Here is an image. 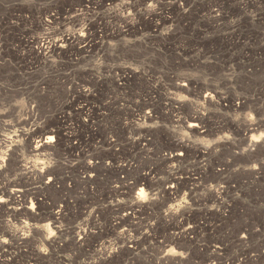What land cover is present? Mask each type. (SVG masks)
<instances>
[{"label":"rangeland","instance_id":"rangeland-1","mask_svg":"<svg viewBox=\"0 0 264 264\" xmlns=\"http://www.w3.org/2000/svg\"><path fill=\"white\" fill-rule=\"evenodd\" d=\"M201 1L187 0L189 11L179 14L175 7L178 0L171 3L163 0L162 6L165 7L159 10L158 16L162 14L172 20L165 22V28L155 30L152 27L159 17L150 18L142 13V16H135V21L127 22L138 23L137 31L121 39L110 36L115 29L124 26L120 11H116V3L110 5L106 0H0V164L3 165L0 168V197L7 200L13 189H21L27 194L21 206L27 210L26 214L19 217L10 213L11 207L0 204V231L24 234L22 226L17 223L22 221L47 228L60 245L59 248L50 247L40 240L38 234L37 248L44 249L45 255H37L33 248L19 251L13 245L6 248V252L0 249V264H229L234 258L243 264H264V172L258 179L250 167L252 161H256L259 167V161L264 159V148L233 160L228 156L233 150L245 149V143L238 144L239 140L242 141L241 136L230 126L233 121L243 124L247 117L253 123H264V12L259 13L255 22L251 17L242 16L232 24V19L242 15L240 6L244 3L240 0ZM246 3L252 8L258 3L264 6V0H246ZM213 4L228 12L227 22L213 23L209 12ZM53 17L56 21L50 25L48 21ZM68 20L85 26L86 35L81 37L85 43L60 49L49 55V60V57L44 59L37 41L51 28L65 27L58 34L59 38L80 33L71 25H64ZM170 30L172 33L168 35ZM165 34L168 36H162ZM135 72L141 76L130 81V86L126 84L122 91L124 77ZM177 76L199 81L203 88L214 86L219 95L215 104L222 99L219 101L221 106L217 104L216 107L213 103L209 105L211 107L205 106L208 116L200 120L207 127L204 137L197 133L188 134L184 127L175 125L173 115L165 108L166 92L158 84L161 82L162 87H170L169 92L176 94L173 85ZM85 89L95 92L87 102L83 97ZM188 98L190 101L182 107L181 118H190L193 109L189 104L198 103V94L192 93ZM234 98L246 105L236 108L238 101L233 103ZM142 112H149L153 119L146 124L136 123ZM102 115L105 120L103 118L98 127H93ZM9 120L11 123H6ZM134 123L139 127L131 128ZM38 130L55 133L54 140L60 145L57 153L39 154L33 149L34 141L22 137V134ZM13 131L15 135H12ZM167 132H175L173 134L203 145L226 136L237 141V148H226L222 156H215L217 159L214 156L200 157L188 151L190 155L186 161L190 159L184 161L186 164H168L160 158L174 149L166 138ZM261 132H264V125L249 134L247 139L253 134L259 136ZM146 136L147 144L137 143L140 137ZM108 138L114 143L111 144ZM10 153L12 155L7 157ZM89 156L94 158L89 159ZM94 159L98 162L96 167L99 166L94 168V175L88 180L83 175V168ZM225 159L230 163L228 167L236 164L233 166L236 171L222 166L227 171L230 169L229 173L226 171L217 178L208 166L217 170L216 165H224L222 161ZM18 161L44 164L50 173H56V186L49 188L40 182L21 179ZM148 170L152 172L151 176L148 180H141ZM170 175L178 179L182 193L192 191V199L187 197L184 200L187 213L183 219L166 218L168 207L178 203L163 195L148 217L139 212L132 217L128 214L130 210L122 211L129 204V195L142 187L159 190ZM221 181L230 185L231 191L214 200L205 188ZM135 183L140 185L135 187ZM125 185L131 186L130 192L115 194V190L123 192ZM117 204L123 209L114 207ZM225 207L227 209H223ZM58 211L62 216H58L53 227L52 213ZM225 211L226 220L220 213ZM124 215L131 219L123 221L121 230L135 227L132 228L134 232L129 233L140 239V249L123 248L117 253L122 240L115 238L110 225ZM147 224L154 228L150 240L143 238ZM5 225L9 229L4 228ZM189 227L192 232L188 239L182 230ZM56 228L60 229V234H56ZM245 230L252 236L244 251L242 245L234 244L229 236ZM77 233L82 238L84 235L81 243L74 241L78 238ZM173 239L185 248L192 247L189 260L173 262V253L163 256L161 250L164 247L170 249L173 245H167ZM150 242L156 243L157 249L149 251ZM223 245H228L225 252L221 250ZM113 248L116 251L109 256ZM101 253L107 259H101ZM8 256L12 259H5ZM161 258L165 262L159 261Z\"/></svg>","mask_w":264,"mask_h":264},{"label":"bare ground","instance_id":"bare-ground-1","mask_svg":"<svg viewBox=\"0 0 264 264\" xmlns=\"http://www.w3.org/2000/svg\"><path fill=\"white\" fill-rule=\"evenodd\" d=\"M108 1L109 3H111L110 5H113L116 3L115 7H116V11H120L121 13V22H123L124 26L122 27L123 29H126V32L125 31H122V28H117L115 29L111 34L110 36L111 37H115V38H121V37H127L129 35H131L132 33H135L137 31V24H135L134 22H132V24H127L128 21L130 20H133V16H142V13L147 16V17H154V16H157L155 13H152L151 9H148L147 11H145V0H106ZM165 1V0H164ZM201 1V0H200ZM205 1V0H204ZM211 1V0H210ZM209 1V2H210ZM203 2V1H201ZM217 2V1H216ZM219 2V1H218ZM255 2V1H254ZM180 3H181V0H178V6H175L177 7V11L182 14H185L183 12V8H186V4H188L187 0H183V8L180 6ZM196 3V2H195ZM212 4V3H210ZM220 4V2H219ZM163 3H161L160 5H158V10H161V8L165 7V6H162ZM175 5V4H174ZM240 5V4H239ZM195 6V5H194ZM209 7V6H207ZM240 7H244V5H241ZM140 9V12H137L136 9ZM128 9H131L132 10V13H133V16H129L127 14V10ZM225 9V8H224ZM227 9V8H226ZM215 10V11H214ZM162 11V10H161ZM177 12V14H178ZM209 12L211 14V17H212V20L214 21L213 23H219L221 21H224V22H227V19H228V12L225 11V10H222L220 8L219 5H215L213 4V6L211 8H209ZM216 12H220V15L217 16L216 15ZM233 14V13H232ZM176 16V15H175ZM180 16V15H179ZM231 16V14H230ZM159 19L157 21H159V23H154L153 24V27L155 30H160V29H163L162 27L165 28V22H169V20H171L169 17L167 16H164V15H160L158 16ZM184 18V15L182 16ZM56 18V17H55ZM176 18V17H175ZM138 19V18H137ZM140 19V18H139ZM173 19V18H172ZM50 20V19H49ZM177 20V18H176ZM181 20V19H180ZM56 21L53 17V19H51V21L48 23L51 25L53 24L52 22ZM172 21V20H171ZM175 21V20H174ZM182 22V21H180ZM178 21V23H180ZM177 23V24H178ZM176 24V23H175ZM64 25H71L74 29H77L78 32L80 31H84L85 30V26L84 25H81L78 21H75V20H68ZM174 25V24H173ZM180 26V25H179ZM63 29H65V27L63 28H59V29H53L51 28L50 31H48L45 36L41 37L38 41H37V44L40 43V49L39 51L41 52V54L43 55V58L48 60L51 58V56L53 54H55L58 50L60 49H65L67 47H71L73 44H81V43H85V41L82 42V38L80 36V34L78 33H72V34H68L67 36L65 37H57L58 34L60 32L63 31ZM159 32V31H158ZM240 32V31H239ZM172 33V30H170L169 34ZM178 33V32H177ZM242 33V32H241ZM240 33V34H241ZM159 34V33H158ZM244 34V33H242ZM167 35V36H168ZM234 35V34H233ZM162 36H166L165 35H162ZM172 36V35H171ZM236 36V35H235ZM246 36V35H245ZM237 37V36H236ZM244 39V37H243ZM60 45H65L64 47H61ZM246 45V44H244ZM51 55V56H49ZM140 58V57H138ZM197 59V58H196ZM198 60V59H197ZM148 61V59H147ZM179 61V60H178ZM193 61V60H191ZM150 62V61H149ZM197 61L195 60V63ZM199 62V61H198ZM245 64V62H244ZM243 64V65H244ZM229 65V64H227ZM176 66V65H175ZM245 67H247V65L245 64L244 65ZM174 68V67H172ZM225 68V67H224ZM176 69V68H175ZM226 69H229V68H226ZM254 69V68H252ZM172 70V69H171ZM230 70V69H229ZM247 70V69H246ZM245 70V71H246ZM167 71V70H166ZM158 72V71H157ZM164 72V71H163ZM168 72H169V69H168ZM173 72V71H172ZM244 72V70H243ZM153 73V72H152ZM155 73V72H154ZM175 73V71H174ZM247 73V72H246ZM249 73V72H248ZM123 74H125V71L123 72ZM166 74V73H164ZM168 74V73H167ZM171 75H173L171 72H170ZM251 74V72H250ZM143 77H146L145 74H142ZM169 75V74H168ZM167 75V77H168ZM139 76L141 75H138L135 73H130L129 75L125 76L123 81H124V86L123 87H120L122 89V91H124L125 89V86L126 84H129L131 83L130 81H132L133 79L135 78H138ZM148 76V75H147ZM174 76V75H173ZM178 77V76H177ZM169 79V78H168ZM172 79H174L172 77ZM165 80V78H164ZM238 80V78H237ZM236 80V81H237ZM171 80H169L168 82L170 83ZM222 81V80H221ZM224 81V80H223ZM234 81V80H233ZM226 82V81H225ZM235 82V81H234ZM236 83V82H235ZM240 83V82H239ZM187 85V87H184V85ZM221 84V83H220ZM232 84V82H231ZM234 84V83H233ZM245 84V83H244ZM159 88L163 91L166 92V98L164 99V101H166V104H165V108L167 109V111H169V113L171 115H173L174 117V124L178 125V126H182L184 127L185 129V132L188 133V134H195L197 133L199 136L202 135V137H204L203 135H205L206 133V128L205 126H203L202 123H200V120H203V119H206L207 116H208V112L207 110L205 109V106L207 107H211L209 105H211L212 103L214 104V106H221L222 103H219V101H222L219 100L218 103L215 104V101H217V97L219 98V95L217 94V92L215 91V87L212 86V85H209L207 86L206 88H203L201 85V82L199 83V81H196V80H192V79H189V78H176L174 80V90L176 92V94H171L168 90V88L170 87H167V89H165L164 87H162L163 85L161 84V82H159ZM167 85V84H166ZM172 85V83H171ZM169 85V86H171ZM225 85V84H223ZM238 85V84H237ZM240 85V84H239ZM130 86V84H129ZM222 86V85H221ZM227 86V85H226ZM241 86V85H240ZM242 90V89H240ZM95 92L89 90L87 92H83V97L85 98L86 102L88 99L91 98V96L94 95ZM192 93L194 94H198V103L197 104H189L191 106V108L193 109V112H191V117L190 118H181L180 115H182L183 112L182 108L186 103H188L190 100H189V96L192 95ZM205 93H207V95H205ZM181 97H186L187 99H181ZM227 97V96H226ZM236 97V96H235ZM239 98V97H238ZM235 99V98H234ZM231 100H232V97H231ZM245 100V99H244ZM229 101V99H228ZM235 101H238L237 105H236V108L240 109L239 107H244L243 106V102L240 100V99H235L233 101V103ZM231 102V101H230ZM245 103H247V101H245ZM212 104V105H213ZM218 104V105H217ZM231 106L234 108L233 104L230 103ZM229 104V105H230ZM240 105V106H239ZM186 106V105H185ZM227 106V105H225ZM38 107V106H37ZM229 108V107H228ZM232 108V109H233ZM165 109V110H166ZM237 109V110H238ZM231 110V109H230ZM242 110V109H241ZM227 111V110H225ZM228 112V111H227ZM239 112V110H238ZM31 112L29 111L28 113V117L31 119ZM185 116V115H183ZM190 116V115H189ZM153 115L152 114H149V112H142L139 116H138V119H136V123L137 121L141 122V124H146L147 121H150L153 119ZM101 118V119H99ZM99 118L97 120H99L97 123H93V127H98V125H100L102 122L100 120H102L104 118L105 120V117L104 115L102 116H99ZM176 119V120H175ZM136 123L130 125L131 128H135L136 126ZM138 125V124H137ZM189 125H196V127H189ZM242 125V126H241ZM264 125V123H253L251 120H248V118L246 117L244 119V122L243 124H240V123H237L236 121H233L232 124H230L231 128L235 129L234 132H237V134L239 136H241L242 138V141H240V143H238L239 145L242 146L241 142L245 143V149H247V151H245V149H235L236 147V140L232 141L230 140L228 137L224 136L222 137L221 139H218L217 141L213 142L212 144L211 143H207L209 145H203V144H196V143H193L191 141H189V139H187L186 137H184L183 135H180V134H173L175 132H167L166 134V138H168L170 141H171V144L172 146H174V149L171 150V151H168L169 153L167 154H163V155H160V158L162 161L168 163V164H175L177 163L178 165H183L186 161V158L188 157L189 152L188 151H192L193 154L195 155H198L200 157H206V156H209L210 158H212V156H214V158L216 157H220L222 156L221 154H223L225 152V149L226 148H232V152H230L231 154L228 155L233 159H235L236 157L242 155L243 154H252L253 152H258L259 151H262L261 149L264 148V140L261 141L260 144H256L254 141H252V144L255 146V151L252 150V148H249L248 145H249V141L251 138L247 139V137L249 136V134L253 133V132H256L260 129V127H262ZM93 127L91 128V131L93 130ZM100 127V126H99ZM136 127H139L136 126ZM98 130V129H97ZM134 130V129H133ZM94 132V131H93ZM196 134V135H197ZM90 135H92V133L90 132ZM48 136H52L55 138V133L53 131H46V130H42V131H34L33 133H27V134H22V137L25 139H28L29 141H34V146H33V149L38 152L39 154H46V153H51V154H55L57 153V151L60 150V145H59V142L57 143L56 140H54L53 142H46L47 141V137ZM235 136V135H234ZM92 137V136H91ZM93 139V138H92ZM147 136L146 137H140L138 140H137V143H146L148 142L147 140ZM237 139V138H236ZM239 139V138H238ZM74 140V138H73ZM94 140V139H93ZM150 140V139H149ZM108 141H110V138H108ZM238 141V142H239ZM113 142V141H110V143ZM150 142V141H149ZM6 143V142H5ZM37 143H39V147H37ZM69 143H71L69 141ZM114 143V142H113ZM72 144V143H71ZM97 145L98 143H94V145ZM107 144V143H106ZM112 144V143H111ZM147 144V143H146ZM74 145V144H73ZM81 145V144H79ZM85 145V144H84ZM93 145V146H94ZM104 145V144H103ZM140 145V144H139ZM150 145V144H149ZM72 147V145H71ZM70 147V148H71ZM69 148V149H70ZM94 148V147H93ZM97 148V147H96ZM112 148V147H111ZM237 148V147H236ZM240 148V147H239ZM72 149V148H71ZM74 151H76L75 149H78L76 146L73 147ZM98 149V148H97ZM96 149V150H97ZM103 149V148H102ZM81 150V149H80ZM90 150V149H89ZM115 150V149H114ZM77 152H79L77 150ZM81 152L83 153V151L81 150ZM92 152V150H91ZM87 153V152H86ZM85 153V154H86ZM89 153V152H88ZM182 153V155H181ZM94 154V153H93ZM12 154H8L6 155L7 157L11 156ZM97 155V154H96ZM100 155V154H99ZM194 155V156H195ZM245 155V156H246ZM193 156V157H194ZM216 156V157H215ZM250 156V155H249ZM6 157V158H7ZM99 157V156H98ZM190 157V156H189ZM197 157V156H196ZM230 157H228L230 159ZM84 158V156H83ZM88 158V157H87ZM93 159L92 157L89 156V159ZM97 158V157H96ZM243 158V157H242ZM241 158V159H242ZM245 158V157H244ZM86 159V158H85ZM87 159V160H89ZM190 159V158H189ZM188 159V161H189ZM193 158L191 157V160ZM202 159V158H201ZM199 159V160H201ZM208 159V158H207ZM217 159V158H216ZM215 159V160H216ZM237 159V158H236ZM240 159V158H239ZM8 159H6L4 162H7ZM159 160V161H161ZM198 160V158H197ZM211 160V159H210ZM214 160V159H213ZM219 160V159H218ZM94 162H91V163H87V165L83 168V175L86 176V179H90L92 178V175H94V168L96 167L97 163L96 162V159L93 160ZM186 161V162H188ZM195 161V160H194ZM236 161V160H235ZM233 161V164L234 162ZM212 162V161H210ZM224 165L220 164L219 165H216L218 167V169L216 170V168L212 167L211 165L208 166V169H210V171L215 174L217 176V178H219L218 176H221V174H225V172L227 170H225V168H227L230 163L228 161V159H225V161H222ZM84 163L85 160H84ZM236 163V162H235ZM186 164V163H185ZM218 164V162L216 163ZM229 164V165H228ZM188 165V164H187ZM228 165V166H227ZM236 165V164H234ZM233 165V166H234ZM259 167H257L256 169H252L254 175L257 176V178L259 176H261L263 173L261 172H264V165H261V164H258ZM18 168H19V172H21V179H27V180H31L32 182L31 183H42L43 186L45 187H52L54 188L58 182V179H57V176H56V173H50L48 168L44 166V164H41V163H38V162H32V163H24L23 161H18ZM99 166V165H98ZM97 166V167H98ZM167 166V165H166ZM173 166V165H172ZM171 166V167H172ZM224 166V167H222ZM228 167V168H234V167ZM246 166V165H245ZM80 167V166H79ZM96 167V168H97ZM176 167V166H175ZM2 168V167H0ZM95 168V169H96ZM170 168V167H169ZM168 168V169H169ZM151 169V168H150ZM119 170L122 172L123 170H125L124 168H119ZM152 170V169H151ZM207 170V169H206ZM230 170V169H229ZM228 170V171H229ZM242 170V169H241ZM2 171V170H1ZM82 171V170H80ZM145 171V170H144ZM227 171V172H228ZM240 171V170H239ZM250 171V170H249ZM55 172V171H54ZM126 172V170L124 171ZM245 172V171H244ZM248 172V171H247ZM93 173V174H92ZM120 173V172H119ZM229 173V172H228ZM237 173V172H235ZM240 173V172H239ZM252 173V172H251ZM252 173V174H253ZM123 174V173H122ZM152 172L150 170H148V173H145L143 175V177L141 178V180H148V177L151 176ZM154 174V173H153ZM173 174V173H172ZM175 174V172H174ZM231 174V173H230ZM234 174V173H233ZM82 175V174H81ZM236 175V174H235ZM175 176V175H174ZM231 177V175H230ZM264 177V176H263ZM262 177V178H263ZM169 178V179H168ZM168 178H166V181H164L163 183V186L161 184V188L159 190H153L149 189L148 188H140L138 190L135 191L134 194H131L129 195V198H130V201H129V204L127 206L123 208H120L117 205H115L114 207H118L120 209H123L122 211H125V210H130L131 212H128L129 215H131L132 217H134L135 215H137V213L139 212L141 215H146L147 217L150 216L149 214V211H153V208H155L156 205H158V200H159V197L161 195L163 196H167V197H170L172 198V202L174 203H178V204H175V205H170L166 211V218L168 219H172V220H175L177 219L178 217L180 218H184L185 217V213H187V208L184 206L185 205V202L184 200L189 197L190 199H192V191L190 190L189 193H182V189H181V186L180 184L178 185V179H176L175 177H173V175H170ZM221 178V177H220ZM98 179V178H97ZM168 179V180H167ZM222 179V178H221ZM259 179V178H258ZM264 180V179H263ZM93 182V181H92ZM86 183V182H85ZM89 183V182H88ZM87 183V184H88ZM95 183V182H94ZM162 183V182H161ZM203 183V182H202ZM136 186H139L140 184L139 183H135ZM231 184V182H230ZM160 185V184H159ZM220 185H223V189L221 190L220 189ZM157 186V185H156ZM209 188H205L209 193L210 197L214 200L218 199L219 196L222 194V195H228L231 191V186L228 185L227 183H224L223 181L219 182L218 185H209L208 186ZM91 189V188H90ZM131 189V186H128V185H125L124 186V191L121 193L116 191L115 190V194H120L122 195L123 193H127V191L130 192ZM141 189H143V192L141 193ZM133 190V189H132ZM131 190V191H132ZM218 190H219V194L218 193ZM9 191V190H8ZM134 191V190H133ZM26 195L25 192L21 189H13L11 190L8 195H7V200L3 201L2 203H0L1 205H3L5 203V205L11 207V214L14 215V217H19L21 216L23 213L26 214V209H23L21 208V206L23 205V202L26 201ZM125 195V194H124ZM119 196V195H118ZM126 198V197H124ZM127 199V198H126ZM233 201V200H232ZM236 201V200H235ZM238 202V201H237ZM236 203V202H235ZM237 204V203H236ZM161 205V204H160ZM235 205V204H234ZM162 206V205H161ZM20 207V208H19ZM112 207V206H111ZM160 207V206H159ZM158 208V207H157ZM164 208V206L162 207ZM161 208V209H162ZM223 209H227L226 207L223 208ZM98 212V211H96ZM96 212H92V213H96ZM91 213V214H92ZM126 213V212H125ZM223 219L226 220V213L227 211L225 212H220ZM140 215V216H141ZM58 216H62L60 215V212H56V213H52V226L54 227L56 222L58 221L59 217ZM125 217L123 218H120L116 221V223H111L110 225V229H112L113 231V234L115 235V238L117 240H122V246L121 248L117 249V253L121 251V249H129L131 251H135V250H139L140 249V239L137 238L136 236L134 235H131L129 232H134V230L132 228H135L133 226H130L129 227V230H121L122 228V225H123V221L125 219H131L129 217H126L128 215H124ZM130 216V217H131ZM179 218V219H180ZM146 220V219H145ZM128 221V220H127ZM144 221V220H143ZM148 221H150V219H148ZM171 221V220H170ZM184 221V220H183ZM181 222V221H180ZM19 226H22V229L24 230V234H20V233H11L9 231H0V236H3V237H7V239L9 240V243L8 244H0V249L3 248H8L9 246H17V248L19 249V251H22L23 249H30V248H33L34 251L37 253V255H45L46 253L44 251H41V249H38L37 248V242H36V237L38 236V234L40 235V240L47 244L48 245H51L50 247H54V248H59L60 245L57 244L56 240L54 238H52V236L47 232V228L45 227H37V226H32V225H29L28 223H25V222H17ZM223 224H226L225 222H223ZM177 225V223H176ZM246 225V224H245ZM4 228L6 229H9L8 226H4ZM244 228V227H243ZM109 229V230H110ZM138 229V228H137ZM140 229V228H139ZM230 229V228H229ZM144 230V229H143ZM154 228H153V225L152 224H147V226H145V232L143 233V238L145 240H150V234L153 232ZM141 231V230H140ZM191 227L189 228H186V229H183L182 232L184 234H186L185 236L188 237L189 239V235L191 234ZM234 231V230H233ZM138 232V231H137ZM239 232V231H238ZM228 233V232H227ZM56 234H60V229L59 228H56ZM252 233H248L246 232H239L235 235L233 234H230L229 238L230 240H232L234 242V244H241L242 247L244 248V251L245 249L247 248L248 246V243H249V239L250 237L252 236L251 235ZM76 237V235H75ZM77 239L75 238V242L77 243H81L83 238H84V235H83V238L77 233ZM152 241V240H151ZM156 241V240H154ZM179 241L177 239H173V241H170L169 242V245H167L168 247H170L171 245H173L172 247H170V249H167V248H163L161 247V252H163V256H166V255H170V253H173V262L174 261H179V262H185L186 260H189L190 259V254L192 252V247H183V245H181L180 243H178ZM191 242V241H190ZM158 243V242H157ZM156 243L154 242H150L149 243V246L147 247L150 250H154V249H157L155 246ZM233 244V243H232ZM240 245V246H241ZM191 246V245H190ZM232 246V245H231ZM228 245H223L222 247V251L225 252L226 249H227ZM230 247V246H229ZM236 247V246H235ZM263 247V245H262ZM262 247H260L259 249H261ZM231 248V247H230ZM241 248V247H240ZM229 249V248H228ZM160 250V248L158 249V251ZM124 251V250H123ZM157 251V252H158ZM217 252H220V250H216ZM237 251V250H236ZM240 251V249H239ZM238 251V252H239ZM244 251H240V252H243L245 253ZM122 252V251H121ZM152 252V251H151ZM159 252V253H161ZM237 252V253H238ZM263 252V251H262ZM174 253H178V254H174ZM183 254V255H181ZM245 255V254H244ZM243 256V255H242ZM246 256V255H245ZM244 257V256H243ZM246 258V257H245ZM242 260V259H241ZM244 260V259H243ZM159 261H161L162 263L165 262V259L164 258H161L159 259ZM210 261V260H208ZM38 262V260H36V263ZM172 262V261H170ZM168 263V262H166ZM188 263V262H187ZM208 263V262H206ZM205 263V264H206ZM165 264V263H164ZM184 264V263H183ZM209 264V263H208ZM210 264H213V262H211ZM229 264H243V261H239L237 260V258H234L230 261Z\"/></svg>","mask_w":264,"mask_h":264},{"label":"clouds","instance_id":"clouds-1","mask_svg":"<svg viewBox=\"0 0 264 264\" xmlns=\"http://www.w3.org/2000/svg\"><path fill=\"white\" fill-rule=\"evenodd\" d=\"M169 2L171 3V2H173V0H169ZM240 2L241 3H244V7L241 10L242 15L241 16H237L234 19H232L230 21V23H232V24L237 23L242 18V16L251 17L252 22H255V20L257 19L258 15H259V13L260 12H264V6H261L259 3L257 4V6L255 8H252V7H248L247 6L246 0H240ZM161 3H163V0H145V9L144 10L147 11L148 9H151L152 13H155L158 16L160 14V11L158 10V7L157 6L160 5ZM180 6L183 8V0H181ZM136 11L137 12H140V9L138 8V9H136ZM188 11H189V8H183V12L184 13H187ZM97 14H99V13H97ZM127 14L129 16H133L132 10L131 9H128L127 10ZM216 15L219 16L220 15V12H216ZM145 18H147V17H145ZM135 19H136L135 16H133V21H135ZM169 28H171V25H169ZM122 31H125L126 32V29H123L122 28ZM83 33H84V31H80L79 34H80L81 37L85 36V35H82ZM121 39H125V37H121ZM60 46L61 47H64L65 45H60ZM81 47H83V45H81ZM93 66H95V65H93ZM97 74H98V77L97 78L99 79V75L100 74H99V69L98 68H97ZM87 91H89V89H85V92H87ZM182 98H184V97H181V99ZM5 111H6V109H5ZM21 119H27V117H21ZM249 119H252V117L250 115H249ZM6 123H11V121L10 120L9 121H6ZM25 131H27V129H25ZM15 134H16V132L13 131L12 135H15ZM261 135H264V132H261L259 136L258 135H255V134H253L251 136V139L249 141L248 147L249 148H252L253 151H255V146L252 144V141L254 139H259L261 137ZM8 139H11V136H9ZM46 142H49V136L47 137V141ZM36 146L39 147V143H37ZM245 151H247V149H245ZM262 162H264V159H261L259 161V163L261 165H264V163H262ZM89 163H91V161H89ZM0 167H3V165L0 164ZM250 167L252 169H254V168L256 169L257 168V162L256 161H252L251 164H250ZM232 170L233 171H236L235 168L232 169ZM223 187H224L223 185H220V189L221 190L223 189ZM141 190H143V189H141ZM142 192L143 191H141V193ZM217 194H219V190H218V193ZM0 201L3 202V197H0ZM50 234L51 235H54V233H50ZM8 243H9V240L7 239V237L0 236V244H8ZM3 251L6 252V251H8V249L5 248V249H3ZM41 251H44V249H41ZM97 251H99V249H97ZM114 251H116L115 248L111 249L109 251L108 255L111 256L112 252H114ZM181 255H183V254H181ZM100 258L101 259H107V257L103 256V253H101V257ZM5 259L11 260L12 259V256L5 257Z\"/></svg>","mask_w":264,"mask_h":264},{"label":"snow or ice","instance_id":"snow-or-ice-1","mask_svg":"<svg viewBox=\"0 0 264 264\" xmlns=\"http://www.w3.org/2000/svg\"><path fill=\"white\" fill-rule=\"evenodd\" d=\"M82 35H86L85 33H83ZM184 87H187V85L185 84ZM205 95H207V93H205ZM182 99H187L186 97L182 98ZM189 127H196V125H189ZM264 140V135H261V137L259 139H254L253 141L258 145L261 143V141ZM54 141V137L49 136V142H53ZM182 155V153H181ZM264 163V162H262ZM255 169V168H254ZM143 191V190H141ZM0 203H2V201H0ZM34 207V206H33ZM174 254H178V253H174Z\"/></svg>","mask_w":264,"mask_h":264}]
</instances>
